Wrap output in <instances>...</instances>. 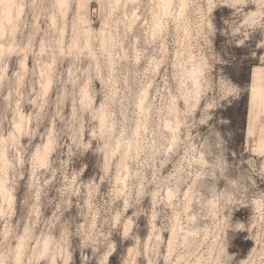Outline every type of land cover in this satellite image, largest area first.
<instances>
[{"label": "rangeland", "instance_id": "rangeland-1", "mask_svg": "<svg viewBox=\"0 0 264 264\" xmlns=\"http://www.w3.org/2000/svg\"><path fill=\"white\" fill-rule=\"evenodd\" d=\"M172 1L16 0L0 264H264V0Z\"/></svg>", "mask_w": 264, "mask_h": 264}, {"label": "bare ground", "instance_id": "bare-ground-1", "mask_svg": "<svg viewBox=\"0 0 264 264\" xmlns=\"http://www.w3.org/2000/svg\"><path fill=\"white\" fill-rule=\"evenodd\" d=\"M58 1H59L60 4L63 3V2H65V0H58ZM120 1L121 0H113V2H114L113 5L115 7H117L119 5ZM257 1L259 2V0H257ZM172 2H173L172 0H158V6H160V8L163 11H167L169 9V7L171 6V3ZM183 2H184V0H181V5L182 6H183ZM97 7H98V4H97ZM21 10H22L21 7L16 5V0H0V37H2V35L4 34L5 27L10 23V21L12 19V16L14 15V13L16 15H19V12ZM135 13L136 12H134L133 14H135ZM253 13H255V12H252L251 14H253ZM10 47H11V45L8 46V48H10ZM25 61H26L25 59H22L20 61V65L19 66L22 68V70H24L25 67H26ZM199 71H200V69H198V72ZM198 86H199V81H198V78H196L195 81H194V86H193V92L194 93L197 92ZM175 110H176V106H175ZM20 117H21V114L18 113V115L16 116V121L18 122V124L20 122ZM178 125H179V122L176 120L175 121V129H178ZM0 194H1V196L3 198L8 197V196H12V194H10L9 192H5L4 191L3 184L1 183V181H0ZM172 243H173V237L170 238V240L168 242L169 247L172 246ZM188 264H196V263L195 262H190Z\"/></svg>", "mask_w": 264, "mask_h": 264}, {"label": "snow or ice", "instance_id": "snow-or-ice-1", "mask_svg": "<svg viewBox=\"0 0 264 264\" xmlns=\"http://www.w3.org/2000/svg\"><path fill=\"white\" fill-rule=\"evenodd\" d=\"M261 51H264V45L261 46ZM253 101L257 100L264 105V82H261V86L258 88L256 84H253L252 87Z\"/></svg>", "mask_w": 264, "mask_h": 264}]
</instances>
